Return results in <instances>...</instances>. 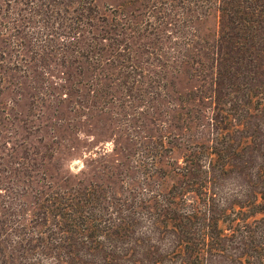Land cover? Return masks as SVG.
I'll return each instance as SVG.
<instances>
[{
	"label": "trees",
	"instance_id": "1",
	"mask_svg": "<svg viewBox=\"0 0 264 264\" xmlns=\"http://www.w3.org/2000/svg\"><path fill=\"white\" fill-rule=\"evenodd\" d=\"M51 125L110 132L94 151L141 176L53 178ZM176 147L177 179L152 187ZM168 261L264 264V0H0V264Z\"/></svg>",
	"mask_w": 264,
	"mask_h": 264
},
{
	"label": "rangeland",
	"instance_id": "2",
	"mask_svg": "<svg viewBox=\"0 0 264 264\" xmlns=\"http://www.w3.org/2000/svg\"><path fill=\"white\" fill-rule=\"evenodd\" d=\"M96 4L99 6L100 10L105 13H110L115 7L119 5H124L125 7H131V1L133 0H95ZM130 5V6H129ZM197 32L202 39L213 42L219 32V13L215 9L204 15L196 23ZM164 35L166 37H171L174 33L169 30ZM174 80L173 94L177 98V89H186L192 85V80L187 77L180 78L177 81V74L172 75ZM161 109L163 112L168 109L167 101H163ZM176 117L172 122L177 124V112H173ZM154 129V124H150ZM83 132L79 133V130L72 127L66 128H56L54 125L49 126L47 133V138L45 143L48 145L49 152H53L55 155H51L49 159V174L53 178L64 180L67 176L72 177L76 174L92 179H99L100 181H106L109 185L107 187H112L111 189L127 190L128 183L127 179L139 178L141 176L140 170L135 168V162L126 160L124 165H116L110 161L104 160L97 152L94 150L101 149L103 147L112 149L114 145L111 141L110 132L99 133L97 129H93V126L87 125L82 127ZM205 131V127L199 126L194 130L195 134H199ZM208 132V129L206 130ZM35 132V131H34ZM36 134H38L36 132ZM177 142V138H175ZM77 147H76V146ZM76 147V148H75ZM89 148H93V153L87 152ZM91 155L97 157L96 160H91ZM181 157V150L175 148V150L170 154V156H165L159 162V168L155 171V176L152 178V187L166 188L173 181L177 179V175L171 171L170 163L172 158L175 160ZM161 166V167H160ZM83 173L82 171H85ZM168 172L169 175L164 177L165 173ZM160 244L163 246H168L172 235L170 232H164L159 234ZM167 264H176V262L168 261Z\"/></svg>",
	"mask_w": 264,
	"mask_h": 264
}]
</instances>
